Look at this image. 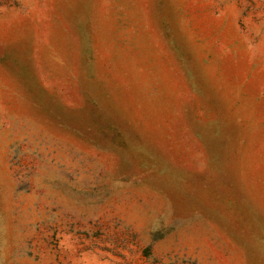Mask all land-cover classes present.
<instances>
[{"label": "rangeland", "instance_id": "374dc122", "mask_svg": "<svg viewBox=\"0 0 264 264\" xmlns=\"http://www.w3.org/2000/svg\"><path fill=\"white\" fill-rule=\"evenodd\" d=\"M0 264H264V0H0Z\"/></svg>", "mask_w": 264, "mask_h": 264}]
</instances>
